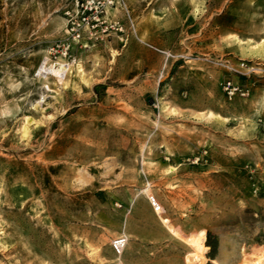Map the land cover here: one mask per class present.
Returning <instances> with one entry per match:
<instances>
[{
    "label": "rangeland",
    "instance_id": "obj_1",
    "mask_svg": "<svg viewBox=\"0 0 264 264\" xmlns=\"http://www.w3.org/2000/svg\"><path fill=\"white\" fill-rule=\"evenodd\" d=\"M0 264H264V0H0Z\"/></svg>",
    "mask_w": 264,
    "mask_h": 264
},
{
    "label": "bare ground",
    "instance_id": "obj_2",
    "mask_svg": "<svg viewBox=\"0 0 264 264\" xmlns=\"http://www.w3.org/2000/svg\"><path fill=\"white\" fill-rule=\"evenodd\" d=\"M47 62L48 59L44 57L38 69L39 74H43V75L52 74L56 76L59 80H62L66 72L69 70V64L67 63L48 64ZM23 128H24L23 132L24 134H26L28 132L27 127H23Z\"/></svg>",
    "mask_w": 264,
    "mask_h": 264
},
{
    "label": "built area",
    "instance_id": "obj_3",
    "mask_svg": "<svg viewBox=\"0 0 264 264\" xmlns=\"http://www.w3.org/2000/svg\"><path fill=\"white\" fill-rule=\"evenodd\" d=\"M230 85H231V83L230 82H227V87L230 86ZM233 89H235V88H233ZM120 240H122L121 244H120ZM126 242H127V238L124 235H120V236H118V237H116V238H114L112 240V248L114 249V251L116 252L117 255H120L121 254V252H122V250H123ZM123 243H124V245L121 247V245Z\"/></svg>",
    "mask_w": 264,
    "mask_h": 264
},
{
    "label": "trees",
    "instance_id": "obj_4",
    "mask_svg": "<svg viewBox=\"0 0 264 264\" xmlns=\"http://www.w3.org/2000/svg\"><path fill=\"white\" fill-rule=\"evenodd\" d=\"M206 245L210 246L211 249H213V250L215 249V245L213 243L209 242L208 240L206 241Z\"/></svg>",
    "mask_w": 264,
    "mask_h": 264
}]
</instances>
